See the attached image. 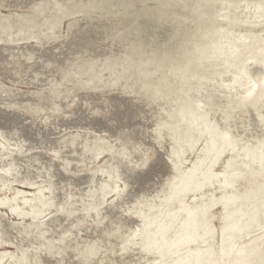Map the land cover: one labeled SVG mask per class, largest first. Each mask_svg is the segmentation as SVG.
I'll return each instance as SVG.
<instances>
[{"label": "water", "instance_id": "95a60500", "mask_svg": "<svg viewBox=\"0 0 264 264\" xmlns=\"http://www.w3.org/2000/svg\"><path fill=\"white\" fill-rule=\"evenodd\" d=\"M0 264H264V0H0Z\"/></svg>", "mask_w": 264, "mask_h": 264}]
</instances>
